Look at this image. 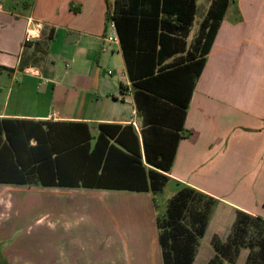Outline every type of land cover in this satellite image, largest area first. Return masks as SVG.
Here are the masks:
<instances>
[{"label": "crops", "instance_id": "obj_1", "mask_svg": "<svg viewBox=\"0 0 264 264\" xmlns=\"http://www.w3.org/2000/svg\"><path fill=\"white\" fill-rule=\"evenodd\" d=\"M217 1L0 0V151L36 167L0 182L9 264H164L156 194L124 187L138 150L166 209L182 186L217 199L205 236L214 214L222 241L238 210L264 218V0H229L204 63Z\"/></svg>", "mask_w": 264, "mask_h": 264}, {"label": "trees", "instance_id": "obj_2", "mask_svg": "<svg viewBox=\"0 0 264 264\" xmlns=\"http://www.w3.org/2000/svg\"><path fill=\"white\" fill-rule=\"evenodd\" d=\"M229 5V0L217 1L215 7L210 11L204 22V63L207 53L215 39L221 21ZM194 8L189 13L193 14ZM192 16V15H191ZM118 10L113 14V21L117 28ZM42 53L47 51L46 46L40 49ZM104 128L105 126L102 125ZM4 147V146H3ZM6 149V147H4ZM162 154V155H161ZM175 155V147L171 151L165 150L159 153L157 161H150L147 152L148 162L168 172L172 166ZM128 158L132 159L140 170L138 182L124 187L137 191H147L157 194L168 184L169 177L154 170L146 172L143 165L140 151H135ZM42 164V163H41ZM42 180V168L38 167ZM36 172V167L26 169L19 167L15 161L14 154L10 152L9 162L7 154L0 151V182L30 184L28 176ZM50 180V177H48ZM43 176V185L63 186L62 179L53 174L51 181ZM204 200L202 208H197L198 200ZM217 205V199L206 195L194 188L182 186L175 196L169 201L166 216L160 220L157 218L159 228V241L162 248L164 264H193L199 241L206 234L211 213ZM188 220V224L186 221ZM253 238V242H247V238ZM212 244L215 256L207 264H236L242 248H249L250 253L247 264H264V218L238 210L232 231L226 241L214 237ZM254 248L257 251L253 253Z\"/></svg>", "mask_w": 264, "mask_h": 264}, {"label": "rangeland", "instance_id": "obj_3", "mask_svg": "<svg viewBox=\"0 0 264 264\" xmlns=\"http://www.w3.org/2000/svg\"><path fill=\"white\" fill-rule=\"evenodd\" d=\"M171 194H172V188L171 187H167L164 191L158 192L156 194V201H157V208H158L157 209V212H158L157 218H159L160 220L164 219L165 216H166V205H167V202H168L169 198L171 197ZM203 204H204V200L199 199L198 202L196 204H194V205H196L197 208H202ZM141 215L142 214L140 212V217H141ZM215 215L216 214L212 215L210 231L207 233V235L205 237L201 238V240H200V246L198 245L199 249H197L198 250V255H197V260H196L195 264H202L203 261L207 260L208 257H210L211 255L214 254L213 257L215 256V250H214V247H213V244H212L213 238L214 237H218V236H214L213 237V235L215 233L214 232V225H215L216 219H217V217ZM130 216L132 217V215H130ZM229 217H230V215L226 216V218H225V224L226 225H227V221H228ZM137 218H138V216H137L136 212H134L135 221H136ZM186 223L188 224V220L186 221ZM108 224L111 227H112V225H114V221L111 219V217H109ZM226 225H224V226H226ZM219 226L223 227L222 224H220ZM253 241H254L253 238H250V237L247 238V242H253ZM4 242L5 241H2V240L0 241V264H9L8 260L4 256V252H3ZM242 251H245V252H243V256H242V260H240V264L244 263L245 255L247 254V251L250 253V249L249 248H242L241 252ZM256 251H257V248H254L253 253H255ZM241 252H240V254H241ZM239 256H238L237 260L239 259Z\"/></svg>", "mask_w": 264, "mask_h": 264}, {"label": "built area", "instance_id": "obj_4", "mask_svg": "<svg viewBox=\"0 0 264 264\" xmlns=\"http://www.w3.org/2000/svg\"><path fill=\"white\" fill-rule=\"evenodd\" d=\"M111 26H112L113 29H116L114 22L111 23ZM108 40H110V41H116L117 40V34L114 33V34L110 35L108 37ZM111 73L112 72H109V74H111Z\"/></svg>", "mask_w": 264, "mask_h": 264}]
</instances>
